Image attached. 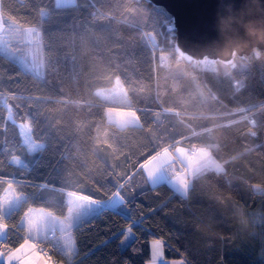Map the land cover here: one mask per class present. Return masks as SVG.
<instances>
[{"label": "trees", "instance_id": "16d2710c", "mask_svg": "<svg viewBox=\"0 0 264 264\" xmlns=\"http://www.w3.org/2000/svg\"><path fill=\"white\" fill-rule=\"evenodd\" d=\"M0 15L4 25L39 27L45 59L39 77L0 52V199L10 186L24 196L1 219L0 253L25 242L31 208L65 217L67 192L104 204L118 193L126 214L104 209L73 231L72 261L47 245L50 257L146 264L156 238L167 260L264 264V224L249 218L264 214V52L219 62L217 73L188 64L174 50L172 16L143 0H0ZM118 79L127 105L97 94ZM109 108L134 111L140 125L109 122ZM22 125L43 149L28 148ZM178 144L209 149L223 165L196 177L186 196L150 186L140 169ZM127 230L135 237L122 249Z\"/></svg>", "mask_w": 264, "mask_h": 264}, {"label": "crops", "instance_id": "0c3cea01", "mask_svg": "<svg viewBox=\"0 0 264 264\" xmlns=\"http://www.w3.org/2000/svg\"><path fill=\"white\" fill-rule=\"evenodd\" d=\"M69 1L70 2L65 3V0H61V2L60 0H56L57 4L60 6L73 5L75 3V0ZM118 82V80L115 82L113 88L116 89L114 91H110L112 88L100 89L97 90V94L106 102L127 105L130 103L129 98L121 82V87ZM113 98H118L122 102H115L116 100H111ZM106 116L109 122L116 124L119 127L140 125L139 118L134 111L109 108L106 111ZM124 116L129 117L131 121L128 123L123 122L125 118ZM19 128L20 131H22V126ZM32 142L36 145L35 148L30 147L25 142L24 143L33 151H39L44 148L43 144L36 143L33 140ZM140 169L146 176L150 186L154 187L162 183H167L176 193L186 196L196 177L209 170L221 171L223 170V165L211 154L209 149L197 148L196 151L191 152L190 148L178 144L174 148L168 147L164 149L151 160L143 164ZM67 193L69 195V209L66 216L62 217V219H57V216L42 209H35L38 211H33V213H29L32 209L28 211L22 221V226L26 232L25 242L17 249L5 252L6 255L4 258H1L2 253H0V263L63 264L60 262L55 263L51 258H44L41 254L34 251L35 243L42 242L52 228L57 229L64 235L59 242L58 252L66 256L68 261H72L76 254L73 235L75 229L83 225L85 222H89L104 209L121 212L123 214L127 213L123 206V199L118 193L105 204L78 193ZM15 195L16 197L12 199V202L6 206V211L2 210L3 214L0 215V240H4L7 235V228L1 223V219L8 216L10 212L17 208L18 203L24 199L23 195ZM110 205L112 207H110ZM71 209H73L74 212H72V217L70 218L69 214ZM35 213L38 214L35 215ZM37 218H40L42 221L40 223L42 226L36 231L35 235H32L29 231L31 229V223ZM126 237H129L131 243L135 236L131 230H127L123 239ZM165 248V243L162 240L156 238L151 240L149 243L150 259L146 264H187L183 258L174 260L165 259ZM17 255L19 258H17Z\"/></svg>", "mask_w": 264, "mask_h": 264}, {"label": "water", "instance_id": "95a60500", "mask_svg": "<svg viewBox=\"0 0 264 264\" xmlns=\"http://www.w3.org/2000/svg\"><path fill=\"white\" fill-rule=\"evenodd\" d=\"M173 18L174 50L186 63L232 65L264 52V0H143Z\"/></svg>", "mask_w": 264, "mask_h": 264}, {"label": "rangeland", "instance_id": "374dc122", "mask_svg": "<svg viewBox=\"0 0 264 264\" xmlns=\"http://www.w3.org/2000/svg\"><path fill=\"white\" fill-rule=\"evenodd\" d=\"M61 2V0H60ZM70 2L69 0H65V3ZM47 15V11L44 10L42 12V16L45 17ZM42 32L39 27H31V28H24L20 27L17 24L14 23H8L5 26L3 25V20L0 16V52L7 56L8 58L15 61L17 64H19L24 70L32 72L36 74L39 77H44L45 75V59L43 56L42 51ZM162 62L165 63L167 66L169 64V59L166 55L161 56ZM180 59V58H179ZM201 61V60H200ZM222 63V62H221ZM219 64V62H218ZM218 72V71H217ZM216 73V72H213ZM119 86L120 79H118ZM121 87V86H120ZM116 88H112L110 91H114ZM116 100L115 102H122L118 98L111 99ZM125 123L130 122V118L127 116H124ZM22 137L24 142L29 145L30 147L35 148V144L32 142V137L30 134V129L27 125H22ZM18 161V159H16ZM171 171V170H169ZM13 186H10L5 195L0 199V206L2 207L3 211H6V206L12 202V199L16 197L14 192ZM120 199V197H119ZM110 207H112L110 205ZM32 210L29 213H33V211H38L35 209L38 208H31ZM72 212H74L73 209H71L69 217H72ZM251 216L249 217L252 224H256L259 226H262L264 224V214L261 212H251ZM38 213H35V215ZM57 219H62V217H56ZM42 221L40 218L34 219V222L31 223V229L29 230L30 233L33 235L36 234V231L41 228L42 225H40ZM28 224V223H27ZM60 233V232H59ZM63 235V234H62ZM46 239V238H45ZM44 239V240H45ZM43 240V241H44ZM61 240V239H60ZM60 242V241H59ZM39 243L36 242L35 245ZM130 244L129 237H126L123 239L121 246L122 249H125ZM35 247V246H34ZM36 252V251H35ZM41 254L43 257L44 255ZM6 255L5 252H2L1 258H4ZM51 253L48 257L44 258H51L55 263L56 261L50 257Z\"/></svg>", "mask_w": 264, "mask_h": 264}, {"label": "built area", "instance_id": "2783aa9c", "mask_svg": "<svg viewBox=\"0 0 264 264\" xmlns=\"http://www.w3.org/2000/svg\"><path fill=\"white\" fill-rule=\"evenodd\" d=\"M172 28V25L171 27ZM218 60L216 59H212V58H208L205 57L203 58L201 61H199L198 63H194V64H198L203 70L209 71V72H216L219 71V64H218ZM252 126H254V120L250 121ZM253 134H255V132H253ZM197 150L196 146H193L191 148V151L194 152ZM64 235H62L61 233H59V231L55 228H52L46 239L42 242H39L35 245L34 251L38 252V253H42L44 255V257H48L50 255V250L46 247L47 245L49 246H55L57 244H59L60 239L63 237Z\"/></svg>", "mask_w": 264, "mask_h": 264}, {"label": "snow or ice", "instance_id": "6c2138e0", "mask_svg": "<svg viewBox=\"0 0 264 264\" xmlns=\"http://www.w3.org/2000/svg\"><path fill=\"white\" fill-rule=\"evenodd\" d=\"M114 207H117V206H114ZM107 211V210H106ZM113 213H115V211H112ZM101 215H104L103 213ZM130 231V230H129ZM17 258H19V256L17 255ZM31 258V257H29Z\"/></svg>", "mask_w": 264, "mask_h": 264}, {"label": "bare ground", "instance_id": "6f19581e", "mask_svg": "<svg viewBox=\"0 0 264 264\" xmlns=\"http://www.w3.org/2000/svg\"><path fill=\"white\" fill-rule=\"evenodd\" d=\"M59 244L55 245V246H58Z\"/></svg>", "mask_w": 264, "mask_h": 264}]
</instances>
